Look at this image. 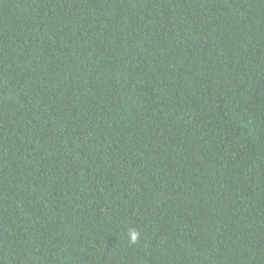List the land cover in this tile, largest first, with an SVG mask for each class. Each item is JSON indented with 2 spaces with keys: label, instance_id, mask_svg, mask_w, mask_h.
I'll list each match as a JSON object with an SVG mask.
<instances>
[{
  "label": "trees",
  "instance_id": "trees-1",
  "mask_svg": "<svg viewBox=\"0 0 264 264\" xmlns=\"http://www.w3.org/2000/svg\"><path fill=\"white\" fill-rule=\"evenodd\" d=\"M0 264H264V0H0Z\"/></svg>",
  "mask_w": 264,
  "mask_h": 264
}]
</instances>
